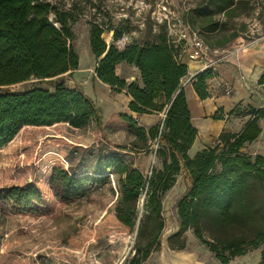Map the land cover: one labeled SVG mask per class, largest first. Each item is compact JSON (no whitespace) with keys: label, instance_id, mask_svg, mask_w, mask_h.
<instances>
[{"label":"trees","instance_id":"1","mask_svg":"<svg viewBox=\"0 0 264 264\" xmlns=\"http://www.w3.org/2000/svg\"><path fill=\"white\" fill-rule=\"evenodd\" d=\"M243 4V0H208L205 7L195 5L190 9L189 17L185 15L182 22L197 33L208 49H221L238 35L232 32L224 39L226 24H220L215 14L222 12L230 20L239 16ZM73 20L71 13L60 12L42 0H0V151L15 141L20 128H50L64 122L77 129L92 121L98 127L102 125L93 100L79 89L68 88L62 78L76 70L79 63L71 44ZM104 31L112 32L108 43L101 37ZM123 32L90 23L89 46L96 60V79L114 91H124L130 97L129 110L138 114L164 113L161 121L148 128L120 115L128 128L134 129V140L118 149L138 154L154 148L160 167H153L150 175L122 157H107L108 172L117 176L119 193L114 212L119 221L135 226L136 206L144 194V215L138 221V234L144 240L134 248L138 258L134 256L126 264H139L149 249L159 244L163 228L160 198L180 173L187 187L176 204L178 229L168 237V246L183 249L181 237L191 229L222 264L255 249H259L258 264H264V156L247 152V144L261 131L258 121L264 118V109L250 107V116L240 130L222 129L212 145L190 155L197 129L180 86L188 73L183 61L184 41L172 37L164 23L152 39L129 40L118 48L114 41L125 35ZM120 63L134 66L138 79L126 81L118 76L115 68ZM213 75L211 68H206L192 80L198 98L209 97L207 80ZM31 80L33 84L21 91L6 89ZM41 83L49 84L53 91L35 86ZM256 84L262 87L264 96V69ZM211 118L223 119V108H218ZM56 171L58 175L54 177L62 195L80 191L84 179L74 176L73 168ZM7 191L12 198L22 197L25 191L36 192L31 187Z\"/></svg>","mask_w":264,"mask_h":264},{"label":"rangeland","instance_id":"2","mask_svg":"<svg viewBox=\"0 0 264 264\" xmlns=\"http://www.w3.org/2000/svg\"><path fill=\"white\" fill-rule=\"evenodd\" d=\"M42 1L55 5L60 12L71 13L74 18L71 44L80 65L84 66L80 81L83 85L87 79L85 87L94 97L102 125L98 127L92 121L77 129L64 122L50 128H20L15 141L1 149L0 264H126L132 257L138 258L134 248L144 240L138 234V221L144 215V194L136 206L135 226L128 227L119 221L114 212L119 193L117 176L108 172L107 157L116 155L133 162V166L139 167L145 175H150L153 167L159 168L160 162L154 148L145 154H127L118 149L134 140V129L128 128L121 114L110 113L106 117L104 100L109 99L104 93L110 94V89L95 82L96 60L89 46L90 23H97L103 29L108 26L118 28L129 36L130 41L138 42L152 39L159 31V25L165 23L166 30L169 27L175 38L182 33V19L188 11L195 5L205 7L208 0ZM243 1L238 17L227 20L222 12L215 14L220 24H226L224 39L232 32L238 36L226 42L218 54L210 56L214 81H219V84L212 83V87L223 95L222 129L230 131L243 127L250 116V107L264 109L263 89L256 84L258 66L264 65V0H257V5H254L255 0ZM108 34V31L101 34L104 41ZM256 59L257 62L253 61ZM254 63L255 68L247 70L246 67ZM117 73L120 74V70ZM125 74H132V71ZM68 77L62 76L67 79L66 85L72 83ZM32 84L33 80L6 89L21 91ZM35 86L53 91L47 83ZM110 99L115 102L114 98ZM212 115H205V120H213ZM258 123L261 131L247 144V152L264 156V118ZM213 140L211 132L199 135L189 154L194 155L200 147L212 145ZM70 168L76 171L74 176H82L84 180L77 194L64 196L54 175H58V169L69 171ZM30 187L36 192H22V197L12 198L7 191L10 188L23 191ZM186 187L187 180L180 173L173 186L161 195L163 228L160 242L149 249L139 264H166L165 247L193 264H222L191 229L181 237L183 249L174 250L168 246V237L178 229L176 204ZM258 261L259 249H255L231 258L225 264H258Z\"/></svg>","mask_w":264,"mask_h":264},{"label":"crops","instance_id":"3","mask_svg":"<svg viewBox=\"0 0 264 264\" xmlns=\"http://www.w3.org/2000/svg\"><path fill=\"white\" fill-rule=\"evenodd\" d=\"M183 61L186 63L188 67V73L184 77V80L187 79L192 74H194L195 72L201 71L204 63H206L205 61H201V60H188L185 57L183 58ZM253 61L257 62V59ZM81 67H84V66H81L80 63H78V68L74 70L71 74H64V75H68L69 81L72 82L70 83V85H67V87L70 89L81 90L85 95H87L94 101V97L90 94V92L85 87V85H88L87 79L85 80V83L83 85H82V82L80 81L82 76L84 75L83 73H80L83 70V68ZM258 67H259L258 68V75H259L260 72L264 69V65L262 66L259 65ZM209 68H211V70L213 71L214 65H211ZM246 68L247 70H253V68H255V63L254 65L250 64V67H246ZM115 70H116V73L118 70H120V74L117 73V75L124 78L126 81L138 79V71L134 66H130L125 63H120L116 66ZM131 71H132V74H125L126 72H131ZM74 79L76 80L74 81ZM215 79L216 78L213 75V77L207 80V90L209 92V97L206 99L198 98V96L196 95V93L194 92L192 88V84H191L192 81L188 82L184 87L187 104L191 112V120H192L193 125L197 129L196 138L193 144L191 145L190 149L196 144V140L199 137V135L209 134V132H211L214 134V140H213L214 142L217 134L223 128V126H221L223 119L211 120L210 122H208L204 118L205 115H210V114L212 115L218 108H223V101L221 100L223 95L218 94L217 90L214 89V87H212L214 82L219 84V81H214ZM63 81L67 82V79L63 78ZM96 81L100 82L97 79H95V82ZM91 84H92V81H91ZM107 87L110 89L109 90L110 94H108V91L107 93H104V97H106L107 100L109 99L108 101L104 100V104H106L105 106L106 117H108L110 113L122 114V115H125L127 117L134 119L137 125L142 126L144 128H148L149 126L161 121L162 119L161 112H154L150 114H138L136 112L129 110L127 105H128V102L130 101V97L127 96L124 93V91L117 92V91L112 90L109 86ZM89 88H91V85H89ZM212 88H213V91H212ZM110 97L114 98L115 102L111 100ZM219 125L220 127L218 128L217 131H215L217 126ZM203 147L205 146H202L200 148H203Z\"/></svg>","mask_w":264,"mask_h":264},{"label":"built area","instance_id":"4","mask_svg":"<svg viewBox=\"0 0 264 264\" xmlns=\"http://www.w3.org/2000/svg\"><path fill=\"white\" fill-rule=\"evenodd\" d=\"M183 30L182 33L177 36V40H183L184 41V49H183V55L185 58L188 60H201L205 61L202 70L206 68H209L212 65V60L210 59L211 55H215L219 53V49H213L210 50L208 47L205 45V43L197 36V33L193 31L188 25L184 24L182 22ZM130 40L128 35H122L119 39L114 41V44L116 47L121 48L123 47L128 41ZM199 71V72H201ZM195 72L191 76H189L187 79H183L180 83V86L182 88L185 87V85L192 81L194 77L196 76L197 73ZM93 75L95 76L94 70H93ZM162 119L164 117V113L161 112ZM161 119V120H162ZM156 146V145H154Z\"/></svg>","mask_w":264,"mask_h":264},{"label":"water","instance_id":"5","mask_svg":"<svg viewBox=\"0 0 264 264\" xmlns=\"http://www.w3.org/2000/svg\"><path fill=\"white\" fill-rule=\"evenodd\" d=\"M106 42V41H105ZM108 43V42H106ZM164 258L166 264H193L188 260H184L176 256L175 254L171 253L168 247L163 249Z\"/></svg>","mask_w":264,"mask_h":264},{"label":"bare ground","instance_id":"6","mask_svg":"<svg viewBox=\"0 0 264 264\" xmlns=\"http://www.w3.org/2000/svg\"><path fill=\"white\" fill-rule=\"evenodd\" d=\"M109 34H108V36H107V38L105 39V41L106 42H109V40H110V37H111V35H112V32H108ZM106 35V34H105ZM222 126V125H221ZM220 127V125L219 126H217V128H216V130L215 131H217L218 130V128ZM200 132V131H199Z\"/></svg>","mask_w":264,"mask_h":264}]
</instances>
